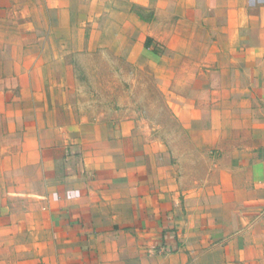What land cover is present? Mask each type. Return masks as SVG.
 Wrapping results in <instances>:
<instances>
[{
  "label": "crops",
  "instance_id": "obj_1",
  "mask_svg": "<svg viewBox=\"0 0 264 264\" xmlns=\"http://www.w3.org/2000/svg\"><path fill=\"white\" fill-rule=\"evenodd\" d=\"M98 1L90 37L69 10L55 19L68 32L60 41L79 56L118 44L130 60L129 11L103 15ZM243 3L154 6L163 30L143 50L160 64L156 88L176 127L160 121L154 148L112 102L94 111L72 101L69 65L41 83L32 65L45 52L0 51V264H264V26L258 13L244 22Z\"/></svg>",
  "mask_w": 264,
  "mask_h": 264
},
{
  "label": "rangeland",
  "instance_id": "obj_2",
  "mask_svg": "<svg viewBox=\"0 0 264 264\" xmlns=\"http://www.w3.org/2000/svg\"><path fill=\"white\" fill-rule=\"evenodd\" d=\"M113 0L110 9L107 8L106 0L96 2L97 7H105L102 12L105 15L106 11L110 14H128L127 20L130 21L131 27V59L127 60L122 55L120 45H115L114 49L102 53H90L89 50H82V54L75 55L71 44L60 41L62 37H66L68 32L62 30L56 23L55 19L60 17H68L71 13L77 11V19L83 24L90 23L92 11L91 0H0V39L2 37H13L14 42L9 43L4 41L0 43V51H16L21 48L31 46L35 47V52H45L46 56L42 62L34 59L32 67L38 64L41 67L39 82L43 83L48 78L50 72L52 80L58 82L53 69L65 67L66 64L70 67V82L74 83L69 95L71 100L80 106L91 107L94 111H100L105 104L114 106L115 115L127 114L138 125V132L141 133L143 143H147L148 148H154V139L157 134V125L162 121L164 130L171 131L172 125L167 108H165L166 94L157 90V79L154 67L159 62H156L155 57L151 52L143 50V42L150 35H157L163 28H155L154 21V6L156 4L166 5L170 0ZM244 22L248 21L250 15L259 14V25L264 26V6L260 3L258 7H253L252 0H243ZM63 4L67 12H59L57 10L49 12L47 6ZM146 4V5H145ZM264 4V2H263ZM115 5V6H114ZM252 6V7H251ZM262 7V9H261ZM74 9V10H73ZM70 10V11H69ZM118 10L119 12H114ZM97 11V9H95ZM122 17V16H121ZM147 23L146 29H141L137 26L138 18ZM164 24H170L166 16H163ZM84 26V32L90 37L89 28ZM84 33V34H85ZM251 36L250 30H245L244 38L248 40ZM257 36H263L264 30L259 29ZM49 38H53L50 41ZM165 49L160 48L154 54H162ZM37 55V54H35ZM32 54V56H35ZM62 56L59 58V56ZM181 62V61H180ZM228 62V61H227ZM170 64V61L167 62ZM231 64V61L228 62ZM160 65V64H159ZM158 65V69L159 68ZM240 67V66H239ZM216 67L212 66L210 70ZM205 70L208 68H204ZM240 71V69L238 68ZM171 74V73H170ZM49 76V75H48ZM197 76V75H196ZM170 77H168L169 79ZM189 78V77H188ZM193 81V77H190ZM167 79V78H166ZM217 81V80H215ZM51 99H62V94L56 90L50 92ZM164 101V102H163ZM165 117L167 119L164 122ZM176 128V127H175ZM148 138V139H145Z\"/></svg>",
  "mask_w": 264,
  "mask_h": 264
}]
</instances>
